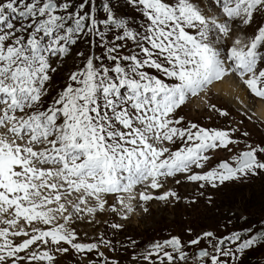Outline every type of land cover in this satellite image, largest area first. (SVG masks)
I'll list each match as a JSON object with an SVG mask.
<instances>
[{
    "label": "snow or ice",
    "instance_id": "1",
    "mask_svg": "<svg viewBox=\"0 0 264 264\" xmlns=\"http://www.w3.org/2000/svg\"><path fill=\"white\" fill-rule=\"evenodd\" d=\"M124 3L141 22L114 0L102 18L94 0H0V264L73 255L121 264L101 248L128 246L127 264H243L264 247V220L189 228L186 241L171 235L139 252L131 238H80L75 225L100 224L104 213L126 221L150 201L180 200L169 181L195 183L205 196L264 174V139L245 127H264L253 110L264 102V0ZM80 41L100 54L74 52ZM69 57L81 63L53 94ZM193 99L221 117L234 107L241 119L224 128L186 121L180 113ZM103 223L113 236L124 227Z\"/></svg>",
    "mask_w": 264,
    "mask_h": 264
},
{
    "label": "rangeland",
    "instance_id": "2",
    "mask_svg": "<svg viewBox=\"0 0 264 264\" xmlns=\"http://www.w3.org/2000/svg\"><path fill=\"white\" fill-rule=\"evenodd\" d=\"M96 7V15L99 18L104 16L103 5L107 0H94ZM174 3L175 0H172ZM118 5L119 11L131 17L136 15L137 22H141L138 12L125 5L124 0H114ZM249 32L252 29L248 30ZM73 51H83L85 56L90 51L100 54V49H92L89 44L80 41L74 46ZM80 59L69 57L62 65H58L57 72L53 74L52 90L53 94L59 91L65 85L69 71L75 70L80 65ZM153 74L155 70H150ZM230 116L221 117L216 113L208 112L198 99H193L187 107L180 113L185 120H191L208 127L224 128L228 126L230 121H238L241 119L236 114L235 108H229ZM256 119V117H254ZM261 120H258V123ZM245 127L251 133L253 141L264 139V127H258L256 124L249 123L245 120ZM243 147V145H241ZM228 155L226 152H219L216 158H224ZM216 159L212 161L214 165ZM252 181V182H251ZM167 188H172L180 197L178 201L165 203L163 201H150L147 205L148 211H138L131 215L128 220H120L111 213H104L97 217L101 221L100 224L89 225L87 222L77 224L75 227L79 231L82 240H91L101 233H105L108 238L114 241L119 240L127 244V238L137 241V251H142L155 241L163 240L171 235H178L183 240H187V229L191 228L194 232H200L205 229H215L222 227L231 219L232 223L228 224V228L241 230L242 227L249 225L257 227V220H264V195L260 197V192H264V174L254 180H245L237 183H229L218 192H212L211 189L205 190V196H199L198 185L195 183L182 181L179 185L169 181ZM163 190H157V193ZM211 193L213 202L209 203L207 195ZM110 202H111V198ZM192 201H195L194 203ZM251 215V216H250ZM241 216L247 218V222L240 219ZM251 217H256V221ZM107 220L109 223L115 221L124 225L123 229L116 232L113 236V230L106 227L103 223ZM85 233L87 235H85ZM119 248V245H117ZM106 256L113 258L119 257L121 264H127L131 247L128 250L119 248V251L113 253L107 248H101ZM95 259V256H90ZM78 258L63 256L59 258L58 264H77ZM243 264H264V247L256 248L247 252L243 257Z\"/></svg>",
    "mask_w": 264,
    "mask_h": 264
},
{
    "label": "bare ground",
    "instance_id": "3",
    "mask_svg": "<svg viewBox=\"0 0 264 264\" xmlns=\"http://www.w3.org/2000/svg\"><path fill=\"white\" fill-rule=\"evenodd\" d=\"M260 18L257 17V21H259ZM228 84L227 82L224 85H217L213 88V91H224L227 90ZM200 101V100H199ZM256 112V118L258 117L259 120L264 121V102L257 101L255 104V107L253 109Z\"/></svg>",
    "mask_w": 264,
    "mask_h": 264
},
{
    "label": "trees",
    "instance_id": "4",
    "mask_svg": "<svg viewBox=\"0 0 264 264\" xmlns=\"http://www.w3.org/2000/svg\"><path fill=\"white\" fill-rule=\"evenodd\" d=\"M262 175H263V174H262ZM260 176H261V175L256 176V177H253V178L248 179V180H254V179H256V178H259ZM251 182H252V181H251ZM263 195H264V192H260V197H262ZM250 216H251V215H250ZM251 219L256 221V217H251ZM257 222L260 223L261 220H257Z\"/></svg>",
    "mask_w": 264,
    "mask_h": 264
}]
</instances>
